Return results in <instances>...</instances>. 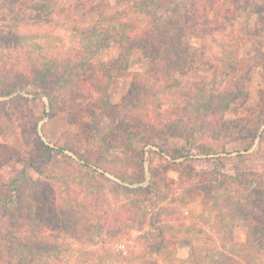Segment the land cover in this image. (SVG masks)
<instances>
[{
  "label": "trees",
  "instance_id": "trees-1",
  "mask_svg": "<svg viewBox=\"0 0 264 264\" xmlns=\"http://www.w3.org/2000/svg\"><path fill=\"white\" fill-rule=\"evenodd\" d=\"M15 2L22 10L34 9L41 18L55 22L50 2ZM116 4L110 12L106 11L109 7L94 5L91 0H67L60 6L58 12L73 22L82 14L97 15L95 25L72 30L82 50L65 57L64 72L77 64L85 65L106 49L114 31L124 43V50L107 70L106 85L93 84L91 91L96 94L95 99L104 100L118 86L123 75L120 71L125 66L123 62L135 48L145 50L153 67L142 74L141 81H134L136 87L129 94L128 107L109 104L103 111L128 145L134 148L132 138L138 134L139 126L122 122L121 109L125 110V115L144 113L148 121L137 115L139 122H146L156 132L185 136L189 153L180 154L188 160L192 159L193 149L196 156L207 158L218 159V154H228L225 143H216L219 137L209 144H197V140L208 134L210 125L213 131L209 136L214 138L215 129L221 122L224 124L220 116L245 96L253 67L263 62L264 68L263 48L255 56L249 53L250 44L264 39V0H118ZM198 23L205 26L201 41L204 49L211 50L206 61L214 69V76L185 91L170 72L184 71L197 64V54L184 38L188 28ZM101 25L110 28L102 30ZM207 36L213 42L209 47ZM0 40L8 46L22 42L18 35H0ZM53 67L34 59L26 71H21L14 89L37 86L42 90L41 97L46 96L52 108L64 86L62 69ZM111 70L114 77L110 75ZM86 78L82 79L84 83ZM3 90L0 96L11 93L9 86ZM75 94L85 95L72 92L64 93V97L74 99ZM164 104L166 109H162ZM179 107H185V111L177 119L168 115ZM217 116L219 119L215 120ZM154 119L161 129L151 123ZM34 131L39 138L37 124ZM0 146V169L20 161L8 145L0 142ZM38 146L49 159H59L69 150L65 146H51L41 138ZM170 156L175 160L176 157ZM97 170L84 175L88 178L85 191L93 195L88 201L78 200L73 195L75 189L62 178V173L59 183H52L34 178L23 170L6 191H0V264H48V258H56L58 264H264V170L241 167L234 174H228L215 165L206 174L207 183L204 180L201 185L206 194L204 212L198 216L187 213L189 223L181 222L180 214L175 221L167 217L169 210H179V213L181 210L167 203V191L160 188L157 179L147 186L131 185L140 180L126 183L125 177L114 170L112 173L119 181L107 185L96 178ZM152 176L158 177L155 172ZM106 192L114 194L118 200L123 198L125 203H114L113 208ZM176 196L174 202L179 200ZM205 212H209L213 220L212 234L197 233L199 223L196 221L202 220ZM237 228L246 230L240 241L235 238ZM42 229L60 231L62 237L70 233L73 241L80 242V250L71 257L66 253L62 255L67 241L49 242L40 238L38 233ZM130 230L141 233L142 245L123 254L113 243L126 237ZM147 230H156L159 240ZM180 244L188 250L184 258L177 257Z\"/></svg>",
  "mask_w": 264,
  "mask_h": 264
},
{
  "label": "rangeland",
  "instance_id": "rangeland-1",
  "mask_svg": "<svg viewBox=\"0 0 264 264\" xmlns=\"http://www.w3.org/2000/svg\"><path fill=\"white\" fill-rule=\"evenodd\" d=\"M33 1L50 2L56 16L52 19L55 22H51L50 18V20L41 18L39 11L36 12L34 9L22 10L15 0H0V35L12 37L18 35L22 38V42H15L16 44L12 43L9 46L0 40V93L7 86L11 90L10 94L0 96V142L8 145L20 157V161H14L1 168L6 170L5 176L0 172V191H6L9 184L23 170L34 178H42L52 183L54 181L59 183L58 179L62 173V178L66 179L75 189L73 195L78 200L87 199L88 201L93 195L85 191L88 178L84 175L91 173L93 169H98L96 178L109 185L114 181H119L114 177L115 170L125 177L126 183L140 180L131 185L147 186L153 182V179H157L160 188L167 191V203L181 210V213L179 210L175 212L169 210L167 217L175 221L180 214L181 222L189 223L187 213L198 216L204 212L206 194L201 189V185L204 180L207 183L206 174L215 165L228 174H234L236 169L241 167L246 170H264L263 62L253 67L246 83L245 96L220 116L226 124L221 122L220 127L215 129L214 138L209 136L213 131H211V125L207 128L208 134L204 138L198 137L197 144L216 142L215 138L219 137L216 143H225L228 154H218L216 156L218 159L207 158L196 156V149H193L190 152L192 159L188 160L180 154V152H188L185 136L156 132L146 122H139L138 116L148 121L144 113L136 112L138 116L132 113L125 115V110L121 109L122 122L139 126L138 134L132 138L134 146L132 149L121 131L114 126L103 111L109 104H118L121 108H126L131 104L129 94L132 88L136 87L134 81H141L142 74L153 69L145 50L137 47L130 52L123 62L125 66L123 65L124 69L120 71L123 75L118 86L112 89L104 100L95 99L96 94L91 91L94 89L93 84L106 85V72L114 64V59L124 50V43L112 31L106 49H103L85 65L77 64L64 72L65 57L77 55L82 50V45L75 41L76 37L72 30L95 25L97 15L93 12L82 14L75 18L74 23L58 12L60 6H64L67 0ZM117 1L91 0V3L97 6L104 4L109 7L106 11L110 12L117 7ZM109 28L107 25L100 26L102 30ZM204 30V25L192 24L184 38V41L197 54V64L184 71L170 72L185 91H189L194 85L203 81H210L214 76V69L210 68L206 61L211 50L210 48L204 49L201 41ZM206 39L208 47L213 45L210 37L207 36ZM260 48L264 51V39L249 45L250 56L258 54ZM203 52L208 54L205 55ZM34 59L36 62L37 60L48 62L55 67L54 69L63 70L60 72L64 74L62 78L64 86L52 108L47 97H41L42 90L37 86H28L25 90L14 89L21 71L24 69L26 71ZM110 72V75L114 77V71ZM85 78L87 81L84 83ZM151 82L157 83L158 81L151 80ZM72 92H81L85 95L75 94L74 99L71 97L65 99L64 93ZM166 108L164 104L162 109ZM184 111L185 107H179L174 113L168 112V115L177 119ZM214 119L218 120L219 117H214ZM156 122L158 120L154 119L151 123H155L157 129H161V125ZM36 124L39 138L51 146L68 147L66 154L61 155L59 159H49L48 154L38 146L39 138L34 131ZM162 149L164 153L161 152ZM170 155L176 157L175 160ZM142 159H144V166H141ZM154 172L158 175L157 178H152ZM47 173H50L49 177ZM176 194L179 200L174 202ZM106 197L110 199L113 208L114 203H125L123 198L118 200L114 194L108 192H106ZM196 222L199 223L197 233H213V220L209 212H205L204 218ZM147 231L155 240H159L156 230ZM245 233L244 228H237L235 230L236 240H242ZM38 234L40 238L47 239L49 242L67 241L66 248L62 247V255L66 253L71 257L80 250V242L73 241L69 237L70 233H65L67 237H62L60 231L42 229ZM118 243L125 244L127 252L137 250L142 245L141 233L138 230H130L126 237L114 242V248L120 251L117 247ZM182 247H185L183 249L186 255L188 252L187 247L180 244L177 251L179 258H181L180 252L181 254L184 252V250L180 251ZM46 261L48 264H58L56 258H48Z\"/></svg>",
  "mask_w": 264,
  "mask_h": 264
},
{
  "label": "crops",
  "instance_id": "crops-1",
  "mask_svg": "<svg viewBox=\"0 0 264 264\" xmlns=\"http://www.w3.org/2000/svg\"><path fill=\"white\" fill-rule=\"evenodd\" d=\"M5 170L6 169H0V172L5 176ZM183 248H185V247H182V248H180V251L181 250H184V252H182V254H181V252H180V256H181V258H184V257H186L187 255H186V253H185V249H183ZM187 250V249H186Z\"/></svg>",
  "mask_w": 264,
  "mask_h": 264
},
{
  "label": "built area",
  "instance_id": "built-area-1",
  "mask_svg": "<svg viewBox=\"0 0 264 264\" xmlns=\"http://www.w3.org/2000/svg\"><path fill=\"white\" fill-rule=\"evenodd\" d=\"M117 247L120 251L124 252V253H127V250L125 249V244L123 243H118L117 244Z\"/></svg>",
  "mask_w": 264,
  "mask_h": 264
}]
</instances>
